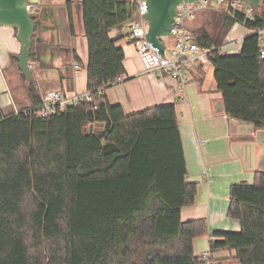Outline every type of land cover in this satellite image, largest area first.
<instances>
[{
    "label": "trees",
    "instance_id": "16d2710c",
    "mask_svg": "<svg viewBox=\"0 0 264 264\" xmlns=\"http://www.w3.org/2000/svg\"><path fill=\"white\" fill-rule=\"evenodd\" d=\"M81 5L89 100L48 118L0 108V264H128L141 248L140 264H207L211 260L193 250V242L207 236L206 221H181L197 186L186 182L175 105L127 114L104 94L125 75L124 51L109 33L136 19L135 4ZM263 12L262 0L251 19L221 14L224 28L239 24L252 32L237 55H221L201 28L196 35L211 51L209 67L226 116L256 129H264L257 34ZM68 21L73 31L69 7ZM28 95L32 108L41 104L31 83ZM228 198L227 217L240 230L213 232L208 253L227 251L238 264H264V172H255L251 184H233Z\"/></svg>",
    "mask_w": 264,
    "mask_h": 264
},
{
    "label": "crops",
    "instance_id": "0c3cea01",
    "mask_svg": "<svg viewBox=\"0 0 264 264\" xmlns=\"http://www.w3.org/2000/svg\"><path fill=\"white\" fill-rule=\"evenodd\" d=\"M72 1H39L30 68L36 80L33 84L36 96L41 101L51 90L67 97L86 93L87 42L82 29L75 33L74 13L71 31L68 7L72 10ZM76 21L79 25V9ZM194 23L195 20L189 24ZM124 27L112 29L110 37L130 42L129 27ZM225 32L223 44L219 46L221 55H237L243 40L252 33L239 24ZM15 35L14 29L0 27V108L5 114L33 107L28 95L29 83L17 67L21 46ZM124 49L127 52L123 50L125 75L122 82L110 86L104 94L110 104L120 105L127 114L163 104L175 105L186 162V182L197 186L194 205L183 208L180 216L182 222L206 221L207 236L193 242L195 256L202 257L208 253L209 236L213 232L240 230L239 222L227 217L229 189L233 184H251L255 172H264V129L226 116L221 93L213 82L212 69L209 76L205 67L201 70L203 74L192 70L188 83L179 91L176 82L168 76L157 79L142 74L137 52ZM75 63L79 71L72 68ZM232 257L233 253L227 251L209 254L211 261L207 264H238Z\"/></svg>",
    "mask_w": 264,
    "mask_h": 264
},
{
    "label": "built area",
    "instance_id": "2783aa9c",
    "mask_svg": "<svg viewBox=\"0 0 264 264\" xmlns=\"http://www.w3.org/2000/svg\"><path fill=\"white\" fill-rule=\"evenodd\" d=\"M136 7L137 17L128 24L130 42H134L137 55L142 65V74L152 75L157 79L170 77L176 82V88L182 91L188 83L189 74L192 70L199 67L209 66L210 50L202 48L197 43V38L189 29L188 24L196 20L198 15L210 11H217L221 14L233 17L235 13L241 12L246 18L251 19L255 10L246 3L239 0H200L196 3H180L176 8V15L171 29V36L168 42L163 44L162 57L158 51L145 41L147 22L141 19V15L146 11L145 0H131ZM36 7L30 6L29 11ZM264 14V12H263ZM261 36V43H264V29L257 32ZM220 50V49H219ZM259 60L264 62V47L258 51ZM72 68L79 71L78 64H73ZM122 82V77L116 79L112 85ZM90 94L86 92L83 95L67 97L57 90H51L46 93L41 104L36 108L22 110L18 113H34L41 118H48L57 110H62L67 106L75 105L78 102L88 101ZM207 260L209 254L202 256Z\"/></svg>",
    "mask_w": 264,
    "mask_h": 264
},
{
    "label": "water",
    "instance_id": "95a60500",
    "mask_svg": "<svg viewBox=\"0 0 264 264\" xmlns=\"http://www.w3.org/2000/svg\"><path fill=\"white\" fill-rule=\"evenodd\" d=\"M40 0H0V27L12 28L20 44L17 67L28 83L36 80L30 68L32 40L38 23L29 11L30 6L39 5ZM200 0H145L146 11L141 19L147 22L145 41L150 43L159 54L163 53L161 38L170 37L176 8L180 3H196ZM251 6L255 11L260 8L262 0H239ZM38 10H36L37 12Z\"/></svg>",
    "mask_w": 264,
    "mask_h": 264
},
{
    "label": "rangeland",
    "instance_id": "374dc122",
    "mask_svg": "<svg viewBox=\"0 0 264 264\" xmlns=\"http://www.w3.org/2000/svg\"><path fill=\"white\" fill-rule=\"evenodd\" d=\"M72 5H73V7L71 10V13L72 14L74 13V18H75L74 29H75V33L78 34L81 32V29L83 30L81 1L77 2L76 0H73ZM78 9L80 12L79 25H78V22L76 21V10H78ZM194 24L195 25L188 24V27L193 32V34L195 36L198 34V32L200 31V28H201V29H203L206 32H209L211 34L213 41L216 43V46H221L223 44V40L225 39V33H226L225 29L226 28H224V26H223L221 13H219L217 11H210V12H206L204 14H200L196 18ZM123 28L125 29L124 26H123ZM115 40H116V46L117 47L125 46L122 48L125 52H127V51L124 48L131 49L135 53L137 52L134 42H128L127 40H126L127 41L126 42L125 38H120V39H115ZM129 41H130V39H129ZM162 41L166 43L169 41V39L168 38H162ZM205 70L207 71V74L209 76V74H210L209 72L211 71V68L209 66H205ZM142 254H144V252L142 251V248H141L140 251L135 252V255L132 257V259L129 261L128 264H140L141 263L140 259H141Z\"/></svg>",
    "mask_w": 264,
    "mask_h": 264
},
{
    "label": "flooded vegetation",
    "instance_id": "af4514ba",
    "mask_svg": "<svg viewBox=\"0 0 264 264\" xmlns=\"http://www.w3.org/2000/svg\"><path fill=\"white\" fill-rule=\"evenodd\" d=\"M38 6L39 5H37V6L35 5L36 8L33 11H31L33 17H36L37 13H39V7ZM36 10H38V11L36 12Z\"/></svg>",
    "mask_w": 264,
    "mask_h": 264
}]
</instances>
